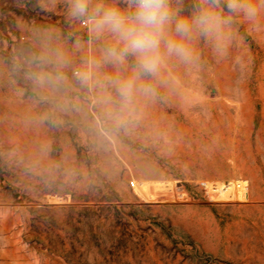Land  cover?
Here are the masks:
<instances>
[{"label": "rangeland", "instance_id": "1", "mask_svg": "<svg viewBox=\"0 0 264 264\" xmlns=\"http://www.w3.org/2000/svg\"><path fill=\"white\" fill-rule=\"evenodd\" d=\"M91 25L71 0H0V264H264V13L129 103L109 78L136 58L103 62Z\"/></svg>", "mask_w": 264, "mask_h": 264}, {"label": "clouds", "instance_id": "2", "mask_svg": "<svg viewBox=\"0 0 264 264\" xmlns=\"http://www.w3.org/2000/svg\"><path fill=\"white\" fill-rule=\"evenodd\" d=\"M121 9L105 0H71V14L89 17L91 29L97 34L109 33L115 43L104 49L103 62L123 65L128 56L136 58L132 75L125 79L109 78L125 103L134 92L154 94L150 83H138L142 75L158 77L163 62L175 57L190 63L195 59L194 43L204 38L212 43L219 55L226 54L231 39L229 31L234 17H242L258 27L264 0H223L227 15L221 9L222 0H203L190 14H182L173 0H127ZM97 64L100 62L97 61ZM87 82L88 73H79ZM38 79H43L39 77Z\"/></svg>", "mask_w": 264, "mask_h": 264}, {"label": "built area", "instance_id": "3", "mask_svg": "<svg viewBox=\"0 0 264 264\" xmlns=\"http://www.w3.org/2000/svg\"><path fill=\"white\" fill-rule=\"evenodd\" d=\"M82 24H83V25H87L86 21H83Z\"/></svg>", "mask_w": 264, "mask_h": 264}]
</instances>
